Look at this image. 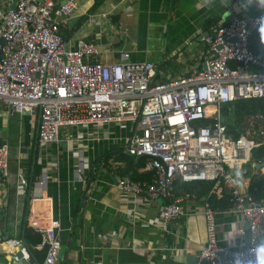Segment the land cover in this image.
<instances>
[{"label":"built area","instance_id":"obj_1","mask_svg":"<svg viewBox=\"0 0 264 264\" xmlns=\"http://www.w3.org/2000/svg\"><path fill=\"white\" fill-rule=\"evenodd\" d=\"M254 15H230L209 26L200 40L201 67L189 75L158 79L156 64L134 61L122 53L117 62L96 58L94 41L64 38L59 27L77 8V0H14L0 11V108L10 115L36 114V145L58 144L61 131L71 140L92 133L99 125L131 124L123 150L146 157L150 180L117 177L116 187L130 201L160 200L153 222L164 227L184 214L189 191L176 193L175 182H210L247 226L249 242L228 251L216 243L214 210L203 201L205 242L196 264H257L256 249L264 244V201L244 186L237 170L248 161L251 148L264 138V126L237 137L227 132L221 105L237 99H264V56L252 52L248 37L264 20V5ZM261 119V114H255ZM259 139V140H261ZM76 180L83 182L81 150L74 151ZM8 148L0 144V177L7 175ZM43 174L34 183L31 200L45 187ZM28 203V202H27ZM40 235L44 253L39 264H60V223L27 222ZM245 229L239 227L240 236ZM7 260L30 262L27 247L16 235L0 242Z\"/></svg>","mask_w":264,"mask_h":264},{"label":"crops","instance_id":"obj_2","mask_svg":"<svg viewBox=\"0 0 264 264\" xmlns=\"http://www.w3.org/2000/svg\"><path fill=\"white\" fill-rule=\"evenodd\" d=\"M247 1L250 0H103L93 12L95 18L88 21L95 27L92 34L82 39L97 42L98 61L117 62L125 52L130 60L154 62L160 80L189 75L201 67L204 21L225 20L233 14L254 15L256 9ZM11 3L12 0H0V11ZM254 3L262 6L260 0ZM88 4L89 0H77V8L62 28L69 30ZM65 38L73 41L80 37ZM167 59L166 64L159 65ZM36 119V114L10 115L0 108V142L8 148L7 175L0 177V242L12 235L20 237L23 220L43 226L49 217H57L60 264H187L185 255L197 254L206 239L204 200L188 199L182 216L157 227L153 222L160 200L130 201L116 187L117 176L101 163L93 164L101 151L124 147L130 123L99 125L73 141L72 130L65 129L58 144L40 149L35 139ZM79 149L84 180L94 165L82 202L80 196L87 179L80 182L74 174L78 161L74 151ZM35 163L39 166L36 172ZM251 169L248 173L255 174L254 165ZM241 170L242 166L237 170L239 179L248 190L249 178L242 176ZM259 172H264V165ZM43 174L45 187L38 200H31L34 183ZM212 191L216 197L224 195L219 189ZM216 205L222 204L218 200ZM213 210L217 245L232 251L246 243L245 231L237 234L245 223L228 208ZM41 259L42 256L38 260ZM6 260L0 246V263Z\"/></svg>","mask_w":264,"mask_h":264},{"label":"trees","instance_id":"obj_3","mask_svg":"<svg viewBox=\"0 0 264 264\" xmlns=\"http://www.w3.org/2000/svg\"><path fill=\"white\" fill-rule=\"evenodd\" d=\"M103 0H89V4L85 9L84 14L79 16L77 21L71 27L70 30H66L59 27L62 36L65 38L70 35L71 31L77 29L87 18L88 15L102 3ZM117 14L112 15L110 18H115ZM218 19L207 18L203 23V29L207 32L210 25L216 23ZM248 47L254 53H259L264 56V45L260 44L258 30H253L248 37ZM168 62L163 60L159 65H164ZM221 113L224 118V124L227 132L237 137L240 133H244L246 130L256 131L259 126H264V99H237L232 103L221 105ZM255 114H261V119H256ZM256 142L260 144L251 148L249 159L242 164L241 175L249 178L248 190L253 194L256 199H262L264 201V172H259L260 166L264 165V138H254ZM261 139V140H259ZM37 151V150H36ZM146 157H135L127 154L123 148H112L101 151L93 160V164L101 163L106 166L107 169L115 174L117 177L128 176L134 180H150L151 171L144 168ZM251 165H254L256 173H248L251 169ZM38 165L34 164V172L38 170ZM88 176L86 177V179ZM85 179V180H86ZM84 180V181H85ZM176 192L189 191L195 194V197L206 200L210 203L211 207L217 209L228 208V203L225 196L221 193L219 197L210 192V182H194V183H182L175 182ZM220 201L222 205L218 206L217 201ZM20 237L24 245L27 247L30 262L33 264H39L38 260L44 253V247L36 249L39 244L40 235L24 220L21 223ZM264 243V234L261 238Z\"/></svg>","mask_w":264,"mask_h":264},{"label":"water","instance_id":"obj_4","mask_svg":"<svg viewBox=\"0 0 264 264\" xmlns=\"http://www.w3.org/2000/svg\"><path fill=\"white\" fill-rule=\"evenodd\" d=\"M13 5H14V0H12V3L10 4L9 8L11 9L13 7ZM205 35H206V32H203V34L201 36H205ZM1 42H2V40L0 39V43ZM0 144H1V142H0ZM93 168H94V165H92L90 167L89 177L85 181L84 189H83L82 194L80 196L81 202L85 199V192H86L87 187H88V185H89V183H90V181L92 179V175H93V171L92 170H93ZM81 202H79V205H81ZM244 229H245V242H246V244H248L250 236H249V232L246 230L247 229L246 224L244 226ZM185 261H186L187 264H196L197 256L193 255V254H186L185 255ZM12 264H26V263L24 261H22V260H19V261H12Z\"/></svg>","mask_w":264,"mask_h":264},{"label":"rangeland","instance_id":"obj_5","mask_svg":"<svg viewBox=\"0 0 264 264\" xmlns=\"http://www.w3.org/2000/svg\"><path fill=\"white\" fill-rule=\"evenodd\" d=\"M93 12H97V8ZM95 16L96 15H94L93 13L88 15L85 22H83V24L81 26H79L77 29H74L71 31L69 37H71V39L75 38V37H80L79 39L88 38L89 35L92 34L93 29L95 28L91 25V23L88 25V23H89L88 21L95 18ZM97 21L100 23V20H97ZM92 40H94V39H92ZM92 159H93V155H92V151H90V153L88 155V162L91 163Z\"/></svg>","mask_w":264,"mask_h":264},{"label":"clouds","instance_id":"obj_6","mask_svg":"<svg viewBox=\"0 0 264 264\" xmlns=\"http://www.w3.org/2000/svg\"><path fill=\"white\" fill-rule=\"evenodd\" d=\"M260 3L264 5V0H260ZM257 30L259 32L260 44L264 45V20L261 21ZM237 175H240V173H237ZM256 257L257 264H264V244L259 245L256 249Z\"/></svg>","mask_w":264,"mask_h":264}]
</instances>
